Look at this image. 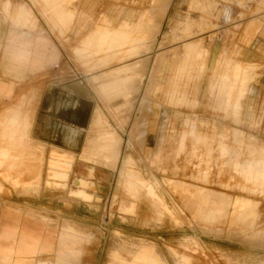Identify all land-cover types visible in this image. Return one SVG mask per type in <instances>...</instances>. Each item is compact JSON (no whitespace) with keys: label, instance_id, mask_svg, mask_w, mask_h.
Returning <instances> with one entry per match:
<instances>
[{"label":"rangeland","instance_id":"obj_1","mask_svg":"<svg viewBox=\"0 0 264 264\" xmlns=\"http://www.w3.org/2000/svg\"><path fill=\"white\" fill-rule=\"evenodd\" d=\"M78 2L0 0L11 28L56 53L24 76L17 110L0 107V192L88 203L87 264L97 250L99 264H264V0H105V30L76 40ZM61 87L74 95L52 116L84 129L73 138L91 156L32 139L43 92ZM65 230L55 264H79Z\"/></svg>","mask_w":264,"mask_h":264},{"label":"crops","instance_id":"obj_2","mask_svg":"<svg viewBox=\"0 0 264 264\" xmlns=\"http://www.w3.org/2000/svg\"><path fill=\"white\" fill-rule=\"evenodd\" d=\"M103 2L105 0H79L75 9L77 18L72 23L68 34L77 40L92 32L102 33L105 29L98 27L95 30L94 21L100 16L99 12ZM110 12L113 13L111 10L107 11V14L116 17V14L111 15ZM49 44L48 40L37 36L28 39L24 36L23 30L11 28L5 15L0 11V107L6 109V112L10 110L11 113L17 110L15 108L22 101L24 90L21 85L24 76L36 75L44 68V64L48 65L56 61V53L50 51ZM147 51L148 49L144 53ZM72 88L61 87L56 95L51 88L43 92L31 134L33 141L38 145L52 147L69 155L76 154V151H80L81 148L80 156H82L88 147L89 139L84 147L78 132L73 138L72 127L80 131L84 129L73 126L66 119L61 120V118L52 116L66 110L64 97L74 95ZM77 89L78 87L74 90ZM82 105L79 103L74 113H86L87 109ZM68 113L73 112L70 109ZM144 137L145 132L139 138L142 140L138 141L140 145L146 144ZM20 161L18 157L17 163ZM4 188L7 192H0V264H32L40 260L49 262L53 260L55 264L61 235L66 228H74L77 232L79 244L76 250L79 251V264L88 263V247L85 237L89 226L86 206L88 203L80 200L79 202L73 201L70 198L68 200L57 199L53 194L46 195L44 191L36 195L38 188L33 187L23 189L24 191H15L12 186ZM24 192L29 195H23ZM42 246L48 248V251L40 253ZM99 255L97 250L95 252L96 264H99L97 260Z\"/></svg>","mask_w":264,"mask_h":264},{"label":"bare ground","instance_id":"obj_3","mask_svg":"<svg viewBox=\"0 0 264 264\" xmlns=\"http://www.w3.org/2000/svg\"><path fill=\"white\" fill-rule=\"evenodd\" d=\"M27 106H28V105H27ZM27 106H26V107H27ZM31 112H32V111H31ZM17 119H18V118H17ZM19 119H20V118H19ZM96 128H97V127H96ZM86 150H87V149H86ZM110 152H111L112 154H111ZM110 152H109V153L111 154V156H110L109 158H108L107 156H104V160L106 159V161H104L103 158H101V157H100V159L103 160L104 162H106L107 164H109L110 167H112V166H113L112 163H113V160L115 159V157H114V155H113L114 152H112V151H110ZM53 153H54V152H53ZM115 153H116V152H115ZM85 154H86V155L89 154V156H91L90 153H85ZM85 154H83V155H85ZM92 156H93V155H92ZM94 156H95V155H94ZM51 157H52V156H51ZM66 157H70V156H68V155H66V156H65V155L62 156V155H60V154H58V153H55V154H53V158H52V160H50L51 162H50V166H49V167H50V170L54 173V176H56V178H57V177H59V178H66V177H67L66 170H65L66 168H65V167H67V169L69 168V163H68V162H70V159H68V158H66ZM81 157H82V156H81ZM113 157H114V159H113ZM72 159H73V158H72ZM72 159H71V160H72ZM100 159H99V160H100ZM68 160H69V161H68ZM59 161H60L61 163H63V164H61ZM58 162H59V163H58ZM72 162H73V161H72ZM48 164H49V163H48ZM70 164H71V163H70ZM99 164H100V163H99ZM62 166H64L65 169H64ZM71 166H72V165H71ZM61 167H62V168H61ZM112 168H113V167H112ZM55 170H58V171L61 170V171H64V173H63L62 175H60L59 173H56L57 171H55ZM52 176H53V174H52ZM67 178H68V177H67ZM67 178H66V179H67ZM80 184L82 185V187H86L87 182L81 180V181H80ZM90 184H91V183H90ZM91 185H92V184H91ZM82 187H81V188H82ZM73 193H74V192H73ZM78 193H79V195H85V194H82L81 191H79ZM75 195H76V194H75ZM85 196H86V199L89 198V197L87 198L88 195H85ZM78 197H79V196H78ZM80 197H81V196H80ZM81 198H82V197H81ZM189 198H190V197H189ZM223 198H224V197H223ZM87 201H88V200H87ZM185 203H186V202H185ZM209 210H210V209H209ZM208 212H209V211H208ZM245 214H246V213H245ZM247 216H248V215H247ZM202 219H203V218H202ZM221 219H222V218H221ZM205 220H206V219H205ZM205 220H204V221H205ZM216 220H217V219H216ZM219 220H220V219H219ZM207 227H208V226H207ZM204 230H205V229H204Z\"/></svg>","mask_w":264,"mask_h":264}]
</instances>
